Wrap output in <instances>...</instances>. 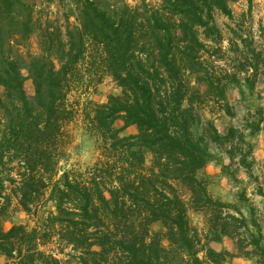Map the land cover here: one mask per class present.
I'll use <instances>...</instances> for the list:
<instances>
[{
	"label": "trees",
	"instance_id": "trees-1",
	"mask_svg": "<svg viewBox=\"0 0 264 264\" xmlns=\"http://www.w3.org/2000/svg\"><path fill=\"white\" fill-rule=\"evenodd\" d=\"M22 5L23 0H0V45L2 24L17 25ZM216 13L233 18L230 0H160L159 8L136 9H104L84 0L76 34L69 31L64 42L48 33L46 53L32 60L33 96L17 62L0 67V216L11 194L24 212L37 216L51 190L54 209L34 227L0 225V256L13 264H222L190 225L179 184L191 194L194 211L210 213L207 223L216 240L234 241L237 253L226 256L264 264L261 235L236 206L213 198L198 177L212 161L211 145L244 142L238 129L223 135L201 111L208 97L233 114L222 78L203 60L206 41L221 38ZM86 37L102 49L122 94L110 96L90 119L103 159L83 177L64 172L52 183L67 119L63 83L85 53ZM240 62L243 69L251 66L247 58ZM116 121L123 130L135 126L137 134L122 137ZM144 151L152 155L150 167ZM155 225L161 230L152 231ZM205 250L207 260L199 256Z\"/></svg>",
	"mask_w": 264,
	"mask_h": 264
},
{
	"label": "rangeland",
	"instance_id": "rangeland-1",
	"mask_svg": "<svg viewBox=\"0 0 264 264\" xmlns=\"http://www.w3.org/2000/svg\"><path fill=\"white\" fill-rule=\"evenodd\" d=\"M83 1L23 0L24 5L17 9L19 11L16 13L18 24H2L0 67L7 61L17 62L30 97L34 94L29 69L32 60L46 53L48 33L53 32L56 39L59 37L68 42L69 31L75 33L79 28L76 16ZM94 1L104 9L116 4H124L132 9L144 5L160 7V0ZM230 6L233 18L230 19L221 13L215 14V24L220 30L221 38H218L217 42L206 41L207 49L203 60L214 67L217 75L222 78L226 100L233 114L228 115L208 97L201 111L204 118L211 119L223 135L227 134L230 128L238 129L244 136V142L236 139L232 144L222 147L211 145V165L215 167V172L200 173L199 178L204 180L211 190L214 180L220 179L219 189L224 199L211 196L236 206L247 219L255 235H261L264 246V0H230ZM27 18L31 21L28 22ZM24 22L28 25V30L22 26ZM85 46V53L63 83L67 119L64 121L63 134L56 150L59 158L57 173L52 176V183L58 181L64 172H68L72 179L83 177L89 168L103 159L100 140L90 124V119L94 116L95 109L106 104L110 96L122 94V88L113 80L107 69L102 49L92 44L87 37ZM244 58L249 59L251 63L247 69L240 65ZM52 59L59 69L60 64L56 57L53 56ZM247 78L251 79L253 86L247 83ZM199 88L203 93L206 92L205 85ZM4 95V88L0 87V96L4 98ZM2 116L3 110L0 111V118ZM122 127V121L115 122L116 129ZM137 132V128L131 126L122 129L121 136H132ZM143 154L146 167H150L152 155L147 151ZM11 173L12 177L19 181L16 171ZM176 188L187 207L190 225L198 232L208 249L220 254L218 261L222 264H257V258L226 256L225 252L237 253L234 241L227 237L216 240L207 223L210 213L194 211L191 194L179 184H176ZM10 193L11 190H8L7 194ZM50 195L51 190H48L44 199L47 201L46 206L44 205L37 216H30L22 210L17 198L11 194V202L0 216V225L5 229L20 224L34 227L40 217L54 210L53 203L49 201ZM160 230L159 225L152 229ZM163 244L167 246L168 242L163 241ZM207 251L201 252L200 258L207 260ZM49 253L51 251H48ZM0 264H13V261L0 256Z\"/></svg>",
	"mask_w": 264,
	"mask_h": 264
},
{
	"label": "crops",
	"instance_id": "crops-1",
	"mask_svg": "<svg viewBox=\"0 0 264 264\" xmlns=\"http://www.w3.org/2000/svg\"><path fill=\"white\" fill-rule=\"evenodd\" d=\"M210 165H211V163L206 168H204L203 170L199 171L198 172V177H199V174L200 173L201 174L202 173L208 174V173L215 172V167L212 166V165L210 166ZM219 185H220V179L216 178L214 180V182H213V185H212L213 189L211 190V188H209L208 191H209L210 195H212V196H214L216 198H220V199L222 198V199H224V197L221 195V191L219 189Z\"/></svg>",
	"mask_w": 264,
	"mask_h": 264
}]
</instances>
